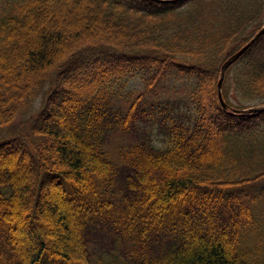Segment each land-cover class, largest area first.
I'll return each instance as SVG.
<instances>
[{
    "label": "trees",
    "instance_id": "16d2710c",
    "mask_svg": "<svg viewBox=\"0 0 264 264\" xmlns=\"http://www.w3.org/2000/svg\"><path fill=\"white\" fill-rule=\"evenodd\" d=\"M263 25L264 0H0V264H103L106 233L127 264H264V34L218 95ZM171 76L194 117L158 145L138 109Z\"/></svg>",
    "mask_w": 264,
    "mask_h": 264
},
{
    "label": "rangeland",
    "instance_id": "374dc122",
    "mask_svg": "<svg viewBox=\"0 0 264 264\" xmlns=\"http://www.w3.org/2000/svg\"><path fill=\"white\" fill-rule=\"evenodd\" d=\"M190 84V78L183 79L180 77L178 78L171 76L162 82V84L156 88L155 92H148L145 94V102H143V105L139 106L138 109L140 112H144V117L137 122V127L148 131L155 144L162 145L164 143V134L160 125L161 120H163L161 114L163 116V113L168 114V117L164 120V122L167 124L173 122V119H180L186 122L193 119L194 108L192 105H190L189 99L187 97V89ZM130 89L135 90L136 92H133L136 94L143 89L141 82L137 77H132L129 79L128 83L126 84V88L122 90V93L127 96L126 92ZM122 98L124 97L119 96V98H115L112 101L111 108H113V110L125 111L128 108V101H125ZM134 139V132L131 133L116 130L111 133L107 141L106 148L114 156L116 154L115 147L117 145L130 143ZM259 214H261L264 218V203L261 206ZM102 237L104 242L108 241V243L101 241L106 246V250L101 253L102 260L105 262L103 264H127V260L123 255L113 254V252L117 251L114 249V243L116 242L115 237L111 233H106ZM123 245L125 248L127 247V245ZM91 249L95 251V255H97L96 251L100 252L98 244H96L94 241L91 243ZM108 249L112 251H107Z\"/></svg>",
    "mask_w": 264,
    "mask_h": 264
},
{
    "label": "water",
    "instance_id": "95a60500",
    "mask_svg": "<svg viewBox=\"0 0 264 264\" xmlns=\"http://www.w3.org/2000/svg\"><path fill=\"white\" fill-rule=\"evenodd\" d=\"M155 1L162 2V1H170V0H155ZM262 34H264V25L261 27V29L255 34V36L250 41H248L243 47H241L239 50L234 52L232 55H230L221 67L220 79H219V83H218V95H219L220 102H221V104L225 110L230 109V106L225 101V99L223 97V93H222V85H223V80H224V76L226 74V71L228 70V68L232 64H234L252 46L253 43L256 42V40ZM263 111H264V104L252 107L250 109H247V110L243 111V113L263 112Z\"/></svg>",
    "mask_w": 264,
    "mask_h": 264
}]
</instances>
